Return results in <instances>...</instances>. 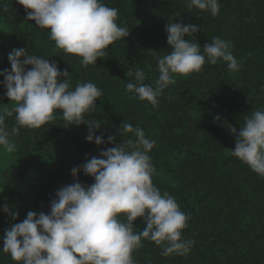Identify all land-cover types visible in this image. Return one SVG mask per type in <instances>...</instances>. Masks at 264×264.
I'll return each mask as SVG.
<instances>
[{
	"label": "trees",
	"instance_id": "1",
	"mask_svg": "<svg viewBox=\"0 0 264 264\" xmlns=\"http://www.w3.org/2000/svg\"><path fill=\"white\" fill-rule=\"evenodd\" d=\"M104 3L118 9L117 23L130 33L110 45L97 66L84 68L81 57L55 48L48 29L27 20L17 0H0V72L11 70L12 49L24 48L56 63L61 71L66 69L73 88L93 82L103 95L86 118L102 121L96 135L105 140L99 146L88 142L86 124L67 127L57 112L56 120L40 128L22 127L11 137L16 152L0 148V264H15L2 251L5 230L22 222L29 211L48 214L56 191L74 182L73 167L113 147L108 135L116 137V143L131 137L123 133V122L139 125L156 140L150 152L156 168L153 183L190 215L182 236L195 241L187 255L163 256V246L145 239L133 253L137 264H264V177L230 154L235 136L226 127L230 123L238 133L253 110L264 109V0H218L216 16L190 9L186 0ZM168 22L200 26L191 39L201 47L214 37L231 42L240 67L230 71L221 60L206 63L199 73L176 76V83L164 89L154 107L126 90V83L134 82L126 73L138 67L146 74L145 83H154L159 76L157 59L171 51ZM12 106L0 84V111ZM14 123L15 114L6 117L9 129ZM75 179L84 185L94 183L83 171ZM5 203L10 212L19 213L15 220L3 211ZM133 226L137 231L146 227L142 218Z\"/></svg>",
	"mask_w": 264,
	"mask_h": 264
},
{
	"label": "clouds",
	"instance_id": "2",
	"mask_svg": "<svg viewBox=\"0 0 264 264\" xmlns=\"http://www.w3.org/2000/svg\"><path fill=\"white\" fill-rule=\"evenodd\" d=\"M27 12V20L49 30L55 48L66 54L81 57V65H96L107 55L106 49L115 41L129 36L126 26L117 23L118 9L104 0H17ZM188 7L208 11L216 16L220 11L218 0H186ZM7 11V4L3 5ZM31 10V11H28ZM166 55L157 59L158 78L145 83L146 74L138 67L126 75L134 82L126 83V90L140 101L157 107L164 89L176 83V76L187 77L203 70L206 63L218 61L237 71L240 61L233 55L232 44L219 37L203 47L191 37L200 26L168 22L165 25ZM190 37L186 40L185 37ZM11 70L0 72V84L12 107L0 111V148L7 153L17 151L11 140L22 127L40 128L57 119L59 112L67 127L88 126L86 140L96 145L105 143L103 135H96L102 121L86 118L96 107L103 92L93 82H80L72 87L70 74L61 71L56 63L42 56L29 54L24 49H12L8 54ZM31 66V69H28ZM15 114V123L9 129L6 117ZM220 120L219 116L214 118ZM128 139L100 152V156L86 158L82 165L73 167L74 182L63 186L51 200L50 212L29 211L26 218L5 230L2 251L15 264H137L133 253L149 240L163 246L161 255H187L195 241L182 236L188 227L190 215L181 211L175 197L161 193L153 183L156 168L150 152L156 140L146 136L139 125L123 122ZM120 127V128H121ZM235 136V148L230 154L264 177V109L253 110L237 129L226 122ZM120 135L121 132H119ZM83 171L94 178L84 185L77 174ZM3 211L15 220L19 213ZM142 218L146 227L137 231L133 222Z\"/></svg>",
	"mask_w": 264,
	"mask_h": 264
}]
</instances>
